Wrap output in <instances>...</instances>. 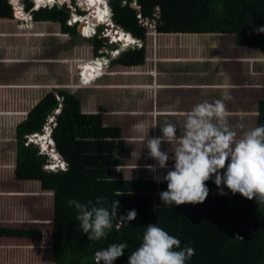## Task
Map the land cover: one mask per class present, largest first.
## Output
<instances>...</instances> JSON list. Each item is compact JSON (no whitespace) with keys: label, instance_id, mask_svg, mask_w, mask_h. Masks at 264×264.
Instances as JSON below:
<instances>
[{"label":"trees","instance_id":"trees-1","mask_svg":"<svg viewBox=\"0 0 264 264\" xmlns=\"http://www.w3.org/2000/svg\"><path fill=\"white\" fill-rule=\"evenodd\" d=\"M11 1L16 16H22L25 21L27 14L18 0ZM49 2L53 0H37L36 7ZM134 2L138 8L132 6ZM24 3L28 11L31 3L29 0ZM109 6L114 24L143 43L140 48L120 53L111 62L113 65L144 64L147 27L141 24L142 20L154 21L159 34L233 35L237 47L264 48V33L257 32L264 27V0H110ZM12 11L7 0H0V18H12ZM71 18L74 21L75 15ZM67 19L68 9L64 7L32 12L35 22H58L64 33H75V28L66 25ZM92 44L96 53L103 46L97 39ZM84 62L74 60L80 85H84V80L80 81L83 78L79 79L76 68ZM56 109L59 113L55 116L51 137L67 169L47 172L43 169L46 156L39 154L35 144L24 143L26 136L42 131L47 117L53 116ZM261 125H264V74L256 127ZM15 133V178L36 180L42 190L53 194V264H96L94 257L98 251L121 243L126 244L124 254L113 264H128L129 256L142 244L150 224L177 238L180 241L177 251L185 246L195 250V255L185 264H264V203L258 204L255 198L247 200L238 193L233 195L223 184L218 189L214 180H208L209 194L204 203L168 206L159 197L167 190L166 181L124 179L120 172L115 178L113 169L125 165L120 129L104 126L100 113H82L81 103L74 95L65 91L49 92L16 126ZM117 190L124 194L118 196ZM98 198H102L101 204L96 203ZM70 200L110 210L118 200V214L112 218V228L106 238L88 240L76 218L78 210L68 204ZM130 210L136 211V218L122 223L119 216H125ZM0 237L39 240L41 232L0 227Z\"/></svg>","mask_w":264,"mask_h":264},{"label":"rangeland","instance_id":"rangeland-1","mask_svg":"<svg viewBox=\"0 0 264 264\" xmlns=\"http://www.w3.org/2000/svg\"><path fill=\"white\" fill-rule=\"evenodd\" d=\"M21 23L13 16L0 20V227L39 230L41 239L0 240L4 242L0 243V264H53V194L42 190L36 180L15 178L16 147L8 143L13 138L15 125L49 92L65 91L74 95L81 103L82 113H100L104 126L120 129L125 165L113 169L115 178L120 172L124 179L159 181L173 170L175 161L172 151L178 145L161 144V151L168 152L169 160L164 169H159L157 162L149 156L147 139L161 137V126L165 123L176 126V136L179 138L184 134L187 116L151 114L155 107L159 113L166 109L177 112L180 100L177 93L166 95L161 90L150 91L142 85L149 81L151 70L156 73L159 82L164 81L162 78L165 75L186 82L203 78L207 85L220 77L228 80L234 86V90L225 93L230 97L224 101L231 113L227 120L228 127L236 132L238 140L257 125L258 102L262 97L264 48L236 47L233 35L191 37L159 34L154 21H145L147 39L144 64L131 69H116L111 65L108 75L114 76L104 77L83 87L75 75L74 60H89L98 55L92 44L94 39L81 38L77 29L70 38L59 23H33L31 30L19 29ZM250 54L253 58L245 59ZM170 59L178 61L170 64ZM194 91L179 101L186 111L205 101L213 103L217 100L206 90L204 97H201L204 100L200 101L198 91ZM225 94H219V99H223ZM54 95L59 101L62 100L58 93ZM140 123L152 127L143 143V134L136 127ZM213 123H216L215 120ZM146 165L155 166L156 171L147 170ZM225 171L226 168L221 169L220 174L223 175ZM209 180H215V175Z\"/></svg>","mask_w":264,"mask_h":264},{"label":"clouds","instance_id":"clouds-1","mask_svg":"<svg viewBox=\"0 0 264 264\" xmlns=\"http://www.w3.org/2000/svg\"><path fill=\"white\" fill-rule=\"evenodd\" d=\"M8 3L12 10V4L9 1ZM108 8L111 10L110 6ZM83 9L84 12L87 11L86 8ZM108 13L110 14L109 11ZM110 24V28L119 27L113 21ZM104 27L101 25L98 32L100 33ZM257 32L264 33V27L258 28ZM93 39L101 40L97 37ZM132 39L137 40L133 37ZM129 47L136 46L133 43ZM106 49L114 51L109 46H106ZM110 62L111 60L108 62V67ZM79 73V79L83 78L81 71ZM103 76L104 69L97 76H86L85 78L89 81L83 84L86 85ZM227 99L230 97L225 94L223 99L213 103L205 101L195 105L187 114L185 131L179 138L176 136V126L172 123L161 126V137L150 139H147L148 130L152 127H146L144 123L136 126L143 134L142 143L147 139L146 147L149 150V156L157 162L159 169H164L169 160L168 152L161 151V144L166 142L169 145H178L172 151V159L175 161L173 170L168 171L163 178L167 182V190L159 194L164 204L180 206L204 203L209 194L206 182L213 175H215L214 183L218 189L223 184L233 195L238 193L247 200L251 201L255 198L258 204L264 203V125L251 128L237 140L236 132L232 131L227 124L228 117L231 115L224 103ZM214 120L216 123H213ZM145 167L151 172L156 171L153 165ZM225 168L226 171L221 175L220 170ZM108 179L112 181L111 178ZM123 194L117 190L118 196ZM219 194L224 195L223 191ZM96 203L101 204L102 198H98ZM68 204L78 210L76 218L80 222L83 234H87L90 241L106 238L107 232L112 228V218L117 216L116 209L119 208L118 200L111 206V210L104 206L89 207L76 200H70ZM135 218V210H130L125 216H119L122 223H129ZM125 248L124 243L111 244L106 249L98 251L94 257L96 264L101 262L113 264L124 254ZM179 248L180 241L177 238L155 224H150L146 227L142 244L129 256L128 264H185L186 260L195 255V250L191 247L185 246L177 251L176 249Z\"/></svg>","mask_w":264,"mask_h":264},{"label":"bare ground","instance_id":"bare-ground-1","mask_svg":"<svg viewBox=\"0 0 264 264\" xmlns=\"http://www.w3.org/2000/svg\"><path fill=\"white\" fill-rule=\"evenodd\" d=\"M36 2H37V0H35V3ZM54 2H59V3L66 2V3L74 4V5L77 4V5H80V7L86 8V10L89 11V14H87L86 17H84V18H79L75 15L74 21H80L81 22L79 30L84 35H89L91 33V30L93 27V25H91V22H97V23L100 22L101 23L102 21H108V14H105V12L108 13V11L106 9L104 10V6H105L104 0H91V2H89V0H60V1L53 0V2H49V3H45V4H49L51 6V5H53ZM40 6H41V4H40ZM14 7L12 8V10H13V14L15 16L16 14H15ZM28 17L29 16L24 15L25 21L30 22V18H28ZM20 18L22 19V16ZM74 21H72V19H71L70 23H73ZM107 30H108L107 37L111 39L112 43H121L122 44V45H120V46H122L120 51L128 48L129 46H132V44L134 43V40L132 39V37L128 33L124 32L123 30H115L114 28H112L111 30L110 29H107ZM76 69H77L78 73L80 71L84 72V73L82 72L83 79H81L80 81L84 80V82H85L86 81L85 77L88 76V73L92 71L93 67L91 66L89 61H86V62L78 65ZM81 86H86V85L84 84ZM58 113H59V109H56L53 116L47 117L46 123L42 128V132L28 135V137L26 138L27 143H33L38 147L39 154L46 156L47 159H46L45 164L43 165V169L47 172H56V171L63 170L62 166H61L63 159L60 157V155L55 150L54 142H53L52 137H51V131L55 125V116Z\"/></svg>","mask_w":264,"mask_h":264},{"label":"crops","instance_id":"crops-1","mask_svg":"<svg viewBox=\"0 0 264 264\" xmlns=\"http://www.w3.org/2000/svg\"><path fill=\"white\" fill-rule=\"evenodd\" d=\"M24 1V0H23ZM30 2V1H29ZM31 3V2H30ZM40 10V9H39ZM24 11H25V3H24ZM29 11V10H28ZM25 12L27 14V16H29L28 18H30V22L29 21H24L23 19H21L20 17H17L16 15L14 16V14L12 13V16L13 18L16 19V21H21L22 23L20 25H18V28L19 29H33V23H45V22H35L32 20V12ZM38 11V10H37ZM35 12V11H33ZM5 18H0V20H4ZM11 19V18H10ZM7 20V19H6ZM48 23V22H47ZM51 23V22H49ZM53 23H58V22H53ZM59 26L61 27V24L59 23ZM65 34H68V33H65ZM169 36H191V37H197L198 35H203V36H206V35H210V34H168ZM212 35H219V34H212ZM70 38H71V34L69 35ZM234 43V41H233ZM235 45V44H234ZM237 47V46H236ZM239 48H248V47H239ZM130 49V48H129ZM124 52V50L122 51ZM121 52V53H122ZM120 54V53H119ZM119 56V55H118ZM253 58V56L250 54V55H247L245 56V59H249L251 60ZM116 59V58H115ZM113 59V60H115ZM111 60V62L113 61ZM83 61V60H82ZM86 61H89L88 59ZM170 64H174L176 63L175 61H178L176 59H170L168 60ZM110 62V65L109 67L107 66V68H103L104 69V76L101 77L100 79L98 80H95L93 82H91V84H88L86 85L87 87L92 85L93 83L97 82V81H101V79H103L104 77H108V76H114V75H108L109 73V69L111 67V65H113L112 63ZM116 66V69H131V68H137L139 66H135V67H125V66H120V65H114ZM142 66V65H141ZM152 73V74H151ZM154 71H150L149 72V77H148V82H143L144 86H147V88L151 91V90H161L163 93H165L166 95L168 94H174L176 95L179 94L180 95V100L181 98H183L184 96H187L188 93H194L196 91L198 96H199V99L200 101H203L204 99H201V97H204V92H206V90H208L212 95H213V99H219V94H225L226 92L230 91V90H234V86H231L230 85V82L228 80H224V79H221V77L217 80V81H214V82H211V84H206L202 79L203 78H198V79H193L195 81H183V80H178V79H173L172 76H170L168 78V76H164L162 79L164 81H158V77L156 75V73H154L155 75H153ZM80 85V84H79ZM207 85V86H206ZM13 87V86H12ZM12 87H8V88H12ZM15 88H18L15 86ZM19 88H25V87H19ZM187 92V93H186ZM201 96H200V95ZM177 95V96H179ZM176 98V96H175ZM178 98V97H177ZM179 100V101H180ZM178 101L177 103V106H179V108L176 110L177 112L175 111H168L167 109L164 110V112H161L159 113L157 111V108L155 107V110L151 113L152 115H162V116H187V114L190 112V111H186L184 110V108L181 107V103ZM174 102V100H173ZM175 104V103H174ZM25 118L27 116V113L26 115H24ZM24 118V119H25ZM23 119V120H24ZM22 120V121H23ZM22 121H20L19 123H21ZM18 123V124H19ZM16 124L15 127H14V133H13V138L10 139V141L8 142L10 145H14V147H16V126L18 125ZM42 132V131H41ZM28 136H26L27 138ZM3 142V141H2ZM5 142V141H4ZM7 142V141H6ZM15 158H16V148H15V153H14V168H15ZM120 169V168H119ZM51 224H52V221H51ZM2 239H8V237H0V240ZM9 239H23V238H9ZM23 240H30V239H23ZM0 243H4V242H1ZM52 249V247H51Z\"/></svg>","mask_w":264,"mask_h":264},{"label":"built area","instance_id":"built-area-1","mask_svg":"<svg viewBox=\"0 0 264 264\" xmlns=\"http://www.w3.org/2000/svg\"><path fill=\"white\" fill-rule=\"evenodd\" d=\"M8 1L12 4V2L10 0H8ZM29 1L31 2V5H32L31 8L29 9L30 12L37 11L39 9H51L53 7L61 8L62 6H66L68 8V19L66 21V25L67 26L77 29V32L79 33V36L81 38H84V39H90L91 38V39H93V38L97 37L98 39H101L103 41L104 45L97 51L98 52V55H97L98 57L95 55V57H92V58L89 59V63L91 64L93 69H92L91 72L88 73V75L97 76V75L101 74V71L103 70V68L108 66V62L110 60H113V59L117 58L119 53H121L123 51V50L120 51V49L122 47V46H120V45H122L121 43H112L111 39L107 37V35H108L107 34L108 33L107 29H110V30L112 29V28L108 27L109 26L108 24H110V22L112 21L111 10H109V8H108L110 0H104L105 1L104 10L106 9L107 11L110 12V14L107 13L108 14V21H102L101 23L100 22H98V23L97 22H91V25H93V27H92L91 33L89 35H84L79 30V27H80V24H81L80 21H74L73 23H70V21L72 19L71 17L73 15H76L79 18H84V17H86L87 14H89V11L87 10L86 12H84V9L82 7H80V5L75 4L76 6L74 7V4H69V3H66V2H64V3L54 2L53 5H51V6L49 4H41V6L37 8L35 0H29ZM20 2H21V0H18L19 6L24 11V1H23L22 4ZM132 6L135 7L136 6L135 3H133ZM12 7H14L13 4H12ZM140 22H141L142 25H144L145 20L144 21L142 20ZM101 25H104L105 27L99 33L98 32V28ZM110 26H112V25L110 24ZM114 29L115 30H122L120 27H114ZM107 45L117 46V47L113 48L114 51H112V49H109V50L106 49ZM134 45L136 47H141V42L139 40H136V41H134ZM82 72L83 71H81V77H83ZM88 81H89V79L86 78V82H88ZM26 144H27V142L25 143V145ZM62 169L63 170L67 169V163L65 161L62 162Z\"/></svg>","mask_w":264,"mask_h":264},{"label":"snow or ice","instance_id":"snow-or-ice-1","mask_svg":"<svg viewBox=\"0 0 264 264\" xmlns=\"http://www.w3.org/2000/svg\"><path fill=\"white\" fill-rule=\"evenodd\" d=\"M89 2H91V0H89ZM105 14H107V12H105ZM62 166V165H61Z\"/></svg>","mask_w":264,"mask_h":264},{"label":"water","instance_id":"water-1","mask_svg":"<svg viewBox=\"0 0 264 264\" xmlns=\"http://www.w3.org/2000/svg\"><path fill=\"white\" fill-rule=\"evenodd\" d=\"M12 13H13V11H12ZM141 44H142V42H141Z\"/></svg>","mask_w":264,"mask_h":264}]
</instances>
